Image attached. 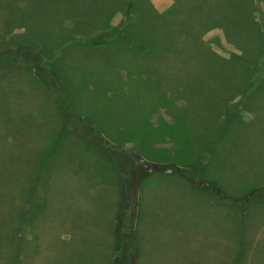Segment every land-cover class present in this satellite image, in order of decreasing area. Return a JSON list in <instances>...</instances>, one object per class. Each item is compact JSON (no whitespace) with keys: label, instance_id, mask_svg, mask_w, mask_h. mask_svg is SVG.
<instances>
[{"label":"rangeland","instance_id":"obj_1","mask_svg":"<svg viewBox=\"0 0 264 264\" xmlns=\"http://www.w3.org/2000/svg\"><path fill=\"white\" fill-rule=\"evenodd\" d=\"M202 180L264 189V0H0V264H264Z\"/></svg>","mask_w":264,"mask_h":264},{"label":"trees","instance_id":"obj_2","mask_svg":"<svg viewBox=\"0 0 264 264\" xmlns=\"http://www.w3.org/2000/svg\"><path fill=\"white\" fill-rule=\"evenodd\" d=\"M231 1L238 2V0H231ZM252 24H253V20H252ZM93 42H90V44H93ZM53 84L56 85V80H54V79H53ZM227 121H228V117L225 119V122L222 125V129L227 127V125H228ZM196 175H197V173H196ZM180 176L184 177L183 175H180ZM190 180L192 181L191 183L194 185H196L198 183L197 180L194 181L195 179H190ZM201 183L203 185H199L200 186L199 189L202 190L203 192L211 193L210 196L215 197L218 201L229 200V202L234 203V204L240 203L244 207L248 206L251 203H256V204L264 203V189L263 188L250 189L247 192H245L244 194H242L240 197L232 198L230 196L224 195L220 185L214 181L202 180Z\"/></svg>","mask_w":264,"mask_h":264}]
</instances>
